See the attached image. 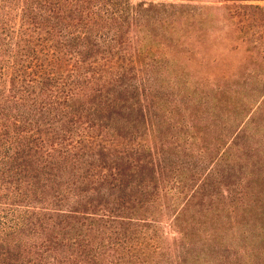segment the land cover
<instances>
[{"label": "trees", "instance_id": "1", "mask_svg": "<svg viewBox=\"0 0 264 264\" xmlns=\"http://www.w3.org/2000/svg\"><path fill=\"white\" fill-rule=\"evenodd\" d=\"M194 1L0 0V264L227 262L212 258L238 245L201 225L175 230L202 233L198 250L164 255L156 228L168 233L185 207L161 225L157 204H145L172 189L162 176L175 172L166 146L178 138L151 81L172 72L153 35L158 26L182 41L185 22L202 30ZM216 1H230L231 14L264 13L252 0ZM253 216L244 237L256 246L232 264H264V204Z\"/></svg>", "mask_w": 264, "mask_h": 264}, {"label": "rangeland", "instance_id": "2", "mask_svg": "<svg viewBox=\"0 0 264 264\" xmlns=\"http://www.w3.org/2000/svg\"><path fill=\"white\" fill-rule=\"evenodd\" d=\"M194 2H198L197 11H202L197 18L205 19L202 30L188 28L185 22L179 32L182 41H174L172 31L158 26L153 35L158 42L157 61L172 72L151 81L160 100L168 102L171 113L166 120L178 138L166 146L175 172L162 176L172 189L160 200L145 204H152L151 209L157 204L154 217L161 225L181 204L185 207L168 233L162 226L156 228L157 239L170 246H160L164 255H181L190 247L198 250L204 241L200 232L217 228V239L238 246H220L212 261L222 254L225 264H232L236 251L244 255L256 246V238L244 235L259 223L253 216L256 204H264V13L256 8L247 14L240 13L242 9L231 14L230 1L227 7L216 0ZM251 2L264 7V0ZM144 75L149 77L147 72ZM160 116L166 118L162 111ZM162 208L170 215H160ZM179 229L197 232L181 239L175 231ZM167 235L176 236L172 245H166L170 244Z\"/></svg>", "mask_w": 264, "mask_h": 264}]
</instances>
